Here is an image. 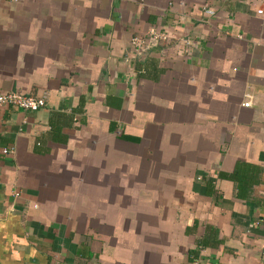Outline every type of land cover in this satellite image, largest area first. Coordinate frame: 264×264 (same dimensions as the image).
Returning <instances> with one entry per match:
<instances>
[{
    "label": "crops",
    "instance_id": "crops-1",
    "mask_svg": "<svg viewBox=\"0 0 264 264\" xmlns=\"http://www.w3.org/2000/svg\"><path fill=\"white\" fill-rule=\"evenodd\" d=\"M261 7L0 0V93L46 98L0 105V264H264ZM161 25L190 54L170 40L132 60ZM237 161L261 168L246 199L220 176Z\"/></svg>",
    "mask_w": 264,
    "mask_h": 264
},
{
    "label": "built area",
    "instance_id": "built-area-1",
    "mask_svg": "<svg viewBox=\"0 0 264 264\" xmlns=\"http://www.w3.org/2000/svg\"><path fill=\"white\" fill-rule=\"evenodd\" d=\"M16 2L18 0H10ZM204 14L214 15V10L211 8H204ZM258 14L264 13V8L257 9ZM174 40L177 47L190 54L193 39L190 36H184L182 31L172 25L152 26L145 33L134 35L130 38V55L129 57L134 60L141 58L145 51L160 43L169 42ZM246 101L242 103L244 107H249L251 104V95H246ZM46 103L44 95H29L23 92L11 91L0 93V105L13 107L22 111H37ZM4 153L12 152L11 149H3Z\"/></svg>",
    "mask_w": 264,
    "mask_h": 264
},
{
    "label": "trees",
    "instance_id": "trees-1",
    "mask_svg": "<svg viewBox=\"0 0 264 264\" xmlns=\"http://www.w3.org/2000/svg\"><path fill=\"white\" fill-rule=\"evenodd\" d=\"M138 60L141 59L137 58L135 62ZM260 172H261V168L257 165L247 163L244 161H237L232 172L227 174H222L220 176L227 178L234 183L236 197L240 199H246L251 188L259 182ZM206 186L208 188L206 193L211 194L209 183H206ZM212 237H215L213 233L211 236L204 235L202 238L198 239L196 242V247L188 251L189 256H193V257L197 256L199 248L201 247L217 245L218 241L215 238L214 240H210ZM207 238L209 240H207Z\"/></svg>",
    "mask_w": 264,
    "mask_h": 264
}]
</instances>
